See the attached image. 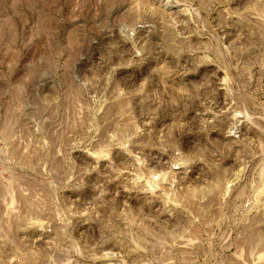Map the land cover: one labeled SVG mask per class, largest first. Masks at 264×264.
Returning a JSON list of instances; mask_svg holds the SVG:
<instances>
[{"label":"rangeland","instance_id":"1","mask_svg":"<svg viewBox=\"0 0 264 264\" xmlns=\"http://www.w3.org/2000/svg\"><path fill=\"white\" fill-rule=\"evenodd\" d=\"M0 264H264V0H0Z\"/></svg>","mask_w":264,"mask_h":264}]
</instances>
